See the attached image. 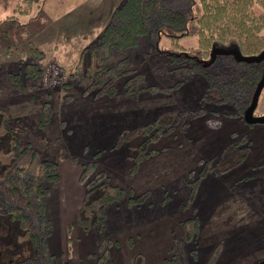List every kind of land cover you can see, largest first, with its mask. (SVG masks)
Instances as JSON below:
<instances>
[{"label":"rangeland","instance_id":"obj_1","mask_svg":"<svg viewBox=\"0 0 264 264\" xmlns=\"http://www.w3.org/2000/svg\"><path fill=\"white\" fill-rule=\"evenodd\" d=\"M123 1L35 0L24 16L14 10V4L7 10L0 5V106L11 114L23 147L29 145L41 158L60 165L56 176L46 181L51 224L46 232L48 255L40 252V264L47 260V264H136L138 253L143 254V264H181L171 261L176 254L171 248L175 238L182 245L184 264H208L218 245L212 264H263L264 175L246 176L262 173L264 124H247L244 114L229 115L241 104H217L218 93L208 90L204 77L181 71L179 67L186 63L179 64L168 55L181 50L165 35L158 42L144 35L137 46L113 55L108 63L129 58V68L143 73L144 85L157 87L154 91L126 93L122 77L108 94H103L109 90L105 84L86 94V86L72 77L84 49L99 43L114 8ZM199 2L165 0L169 8L181 13L191 7L197 12ZM255 9L264 10L258 5ZM9 15H18V22L4 21ZM179 44L196 47L197 39L183 37ZM46 104L51 107V120L40 127ZM198 110L201 114L194 117L192 112ZM164 112L176 117L174 129L149 144L148 150L154 153L132 173V155L141 139L130 130ZM255 115L264 116V91ZM125 129L128 138L122 136ZM236 141L245 144L246 157L230 171L210 172L189 204L191 182L201 166ZM208 146L212 150H206ZM178 148L181 152H176ZM164 153L156 164L146 163ZM197 155L201 156L194 160ZM92 160L109 175L116 188L113 198L118 200L108 209V219L85 230L76 222L75 209L85 191L81 164ZM164 173L167 180H158ZM0 190L10 205L28 203L8 182ZM34 210L28 213L39 226L38 209ZM195 214L200 229L190 243L181 223ZM106 235L112 240H104ZM193 245L195 252H191Z\"/></svg>","mask_w":264,"mask_h":264},{"label":"trees","instance_id":"obj_2","mask_svg":"<svg viewBox=\"0 0 264 264\" xmlns=\"http://www.w3.org/2000/svg\"><path fill=\"white\" fill-rule=\"evenodd\" d=\"M34 1L3 0L4 3L0 5L7 10L14 4V10L24 16L27 10L28 14L31 12ZM25 2L28 3L25 4ZM257 5L264 8V0H200L196 6L197 12H194V7H191L190 10L181 13L169 8L165 0H124L114 8L99 43L84 49L78 68L71 75L77 79L78 83L86 86L84 87L86 94L93 92L102 84L109 88L106 92L102 91L103 94H108L109 91H114V83L122 77H125L122 86L126 93L139 94L144 89L154 91L157 87L144 85L143 73L129 68V58L123 57L113 65L108 63L113 55L125 53L128 49L137 46L144 35H149L151 42H158L165 35L171 38L175 48L181 50L173 55L168 53L172 60L179 64L186 63L179 69L190 73H200L205 79L208 90L217 91L219 96L216 100L217 104L230 103L233 107L241 104L239 110L229 115L244 114L262 79L264 60L238 59L229 51L237 49L241 57L245 58L259 57L264 52V35H262L264 10L257 12L255 9ZM18 18V15H9L4 17V21L18 22ZM22 25L25 27L28 23ZM187 36L196 37V47H183L179 44V40ZM214 49L226 53L212 55ZM200 112L201 110L192 113L194 117H198ZM215 112L220 114L218 111ZM51 115L50 105H44L39 126L45 127L50 122ZM180 116L181 114L177 115V118ZM175 123L176 117L171 116L169 112H164L154 120L130 130L133 136L141 139L137 152L132 155V173L136 172L142 161L154 153L148 150L149 144L172 131ZM179 123H181L180 119ZM180 128H183L182 124ZM128 132V129L123 130V138H128ZM121 142L112 149L119 147ZM242 143L243 141L232 142L223 152L205 161L204 165L201 164L197 178L191 182L193 186L189 195V204L196 196L199 183L210 172L216 170L219 173L227 172L242 162L247 152L245 144L242 145ZM28 155L27 161L20 164ZM262 165L264 162L259 167ZM81 166L80 181L85 186V191L76 213V222L85 230H89L108 219V209L117 203L118 197L113 198L112 191L116 188L111 185L106 171L98 169L97 160L86 161ZM59 169L60 165L57 161L41 158L37 150H31L29 145L25 147L21 145V138L12 125L11 114L0 106V185L8 182L12 190H19L28 201L25 206L10 205L0 190V246L3 240L6 241L7 248L31 247L35 254L29 250V257L22 264H40V252L48 255L46 232L51 223L45 204L50 189L46 181L56 176ZM194 172L195 170L190 171V175L193 176ZM263 175L264 167L261 174L248 175L246 178ZM32 208L38 209L36 214L39 226L33 222L28 213ZM181 225L184 228L186 240L190 243L196 240L200 229L199 217L195 214L194 217L182 221ZM109 237L110 235H106L103 239L112 240ZM171 248L176 252L171 261L175 263L179 260L181 264H184L182 245L178 242V238L177 241L175 238ZM219 248L220 245L215 249L208 264L213 263ZM19 252L22 253L23 250ZM191 252H195V245L192 246ZM143 261V254L138 253L135 263L143 264ZM47 262L48 260L46 264Z\"/></svg>","mask_w":264,"mask_h":264},{"label":"water","instance_id":"obj_3","mask_svg":"<svg viewBox=\"0 0 264 264\" xmlns=\"http://www.w3.org/2000/svg\"><path fill=\"white\" fill-rule=\"evenodd\" d=\"M214 53L221 54V53H226V52L222 51V50L214 49L212 55H215ZM229 53L234 54L238 59H244L246 61H262V60H264V52L259 57H253V58L241 57V54L237 49H233V50L229 51ZM263 89H264V72H263L262 79L258 83L257 88L254 92L251 105L246 109V111L244 113V118H245V121L247 124H264V116H256L255 115V111L258 107L259 99H260V96L262 94ZM263 264H264V262H263Z\"/></svg>","mask_w":264,"mask_h":264},{"label":"flooded vegetation","instance_id":"obj_4","mask_svg":"<svg viewBox=\"0 0 264 264\" xmlns=\"http://www.w3.org/2000/svg\"><path fill=\"white\" fill-rule=\"evenodd\" d=\"M1 242L2 245L0 246V264H22V262L29 257L28 252L32 249L28 246H26L25 248L16 246L15 249H11L10 247H5L7 244L6 241L1 240ZM21 249L23 250L22 253L19 252V250ZM31 251L32 254H35L34 250Z\"/></svg>","mask_w":264,"mask_h":264},{"label":"crops","instance_id":"obj_5","mask_svg":"<svg viewBox=\"0 0 264 264\" xmlns=\"http://www.w3.org/2000/svg\"><path fill=\"white\" fill-rule=\"evenodd\" d=\"M208 131H210V130H208ZM231 133H232V132L229 133V136H231ZM229 139H230V137L226 138L225 140H226L227 142H229ZM209 143H210V142H209ZM208 149L212 150V148H210V146H208L206 150H208ZM177 151L181 152V148H178V150H176V152H177ZM166 153H167V152H166ZM166 153H164V154H162V155H160V156H158L157 158H154V159H152V160H148V162L146 161V163H148V165L151 166L152 164H151L150 161H155V164H156L157 161H160V160L162 159V157L166 155ZM207 155H210V153H209V154L207 153ZM179 156H180V154L178 155V157H179ZM200 156H201V155H197V156L194 158V160L198 159ZM202 156H205V155H202ZM181 157H184V156L182 155ZM167 161L169 162L168 159H167ZM73 164H74V162H73ZM75 164H76V163H75ZM75 164H74V165H75ZM190 166H191V165H190ZM188 168H189V167H188ZM158 180H165V181H166V180H167V177H166L165 173H164V175H163V178L159 176V177H158ZM132 199L134 200V198H132ZM132 203H135V204H136L135 201L132 202ZM129 205H131V204H129ZM77 210H78V207H76V209H75V213H76ZM207 214H208V216L210 215V203H209V205H208Z\"/></svg>","mask_w":264,"mask_h":264}]
</instances>
